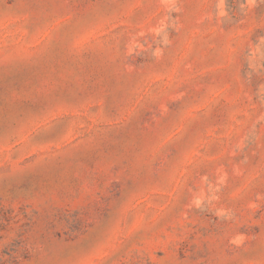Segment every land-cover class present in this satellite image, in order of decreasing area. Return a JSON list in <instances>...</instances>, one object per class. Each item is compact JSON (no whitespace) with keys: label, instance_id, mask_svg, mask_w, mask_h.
<instances>
[{"label":"rangeland","instance_id":"1","mask_svg":"<svg viewBox=\"0 0 264 264\" xmlns=\"http://www.w3.org/2000/svg\"><path fill=\"white\" fill-rule=\"evenodd\" d=\"M0 264H264V0H0Z\"/></svg>","mask_w":264,"mask_h":264}]
</instances>
